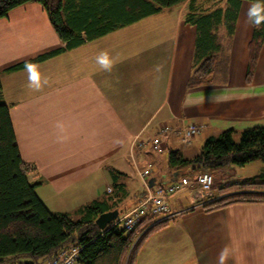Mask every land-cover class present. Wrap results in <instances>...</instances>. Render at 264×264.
<instances>
[{
	"label": "crops",
	"instance_id": "1",
	"mask_svg": "<svg viewBox=\"0 0 264 264\" xmlns=\"http://www.w3.org/2000/svg\"><path fill=\"white\" fill-rule=\"evenodd\" d=\"M191 4L120 25L93 40L82 33L83 45L73 50L38 4L24 5L0 20L3 101L10 108L21 158L36 168L30 181L39 184L37 195L50 212L77 217L85 206L117 197L116 210L123 216L150 194L203 174L171 172V150L191 160L207 139L224 131L264 128V45L253 81L246 83L254 34L246 14L252 3L242 4L226 79L195 88L188 82L197 29L187 17L199 7ZM59 50L61 54L37 64L42 81L48 80L39 91L27 86L25 69L8 72ZM105 51L117 60L110 72L95 60ZM58 121L63 131L56 127ZM197 124L205 130L184 147L180 130ZM166 129L172 131L163 134ZM157 137L160 153L153 147ZM141 173H147L145 178ZM215 175L212 192L194 186L168 198L169 209L182 214L145 240L135 264H219L225 249L224 264H264V204L206 213L202 205L245 180L233 167Z\"/></svg>",
	"mask_w": 264,
	"mask_h": 264
},
{
	"label": "trees",
	"instance_id": "2",
	"mask_svg": "<svg viewBox=\"0 0 264 264\" xmlns=\"http://www.w3.org/2000/svg\"><path fill=\"white\" fill-rule=\"evenodd\" d=\"M187 2L194 6V0H0V20L24 5L38 4L67 49L73 50L83 45L82 33H86L88 40H93L120 25ZM244 2L253 4L256 0H224L217 2L218 6L199 7L188 15V23L197 29L189 88L212 84L219 64L227 66ZM263 45L264 24L259 29L254 28L248 47L247 84L253 81ZM62 51L30 62H45ZM24 65L15 66L8 72L24 70ZM257 161L264 163V128L247 129L239 134L232 129L224 131L217 138L207 139L199 155L191 160L180 151L171 150L168 154L171 172L182 171L185 176L245 167ZM35 172L36 168L21 158L10 108L3 101L0 82V264H46L70 247L80 248L77 264H135L145 240L173 221L169 219L156 224L153 217H148L131 233L111 228L113 224L102 231L96 220L100 215L116 210L119 198L85 206L78 213V220L74 221L69 214L48 210L37 195L39 184L30 181ZM118 188L120 186L115 185V189ZM222 191L226 193L222 198L202 205L206 213L235 204H264V173Z\"/></svg>",
	"mask_w": 264,
	"mask_h": 264
},
{
	"label": "built area",
	"instance_id": "3",
	"mask_svg": "<svg viewBox=\"0 0 264 264\" xmlns=\"http://www.w3.org/2000/svg\"><path fill=\"white\" fill-rule=\"evenodd\" d=\"M205 130L204 125H190L183 127L180 130V142L184 147L191 145L194 137L199 136ZM171 129H166L163 134H168ZM160 134V136H163ZM154 150L157 152H162L160 138H155L153 141ZM147 173H141L142 178H145ZM216 177L211 173H203L197 175L194 179L184 178L181 184L178 186L170 187L167 192L158 191L156 194H150L146 199L141 201L136 208L131 212L118 217V219L113 222L111 228H118L126 231L127 233L133 232L136 227L148 217H160L161 219L157 223L163 221L174 219L178 217L177 214L169 209L167 204L168 198L173 196L185 189L197 186L203 193L207 194L216 189ZM80 258V248L70 247L69 249L60 251L57 255L51 258L46 264H77Z\"/></svg>",
	"mask_w": 264,
	"mask_h": 264
},
{
	"label": "clouds",
	"instance_id": "4",
	"mask_svg": "<svg viewBox=\"0 0 264 264\" xmlns=\"http://www.w3.org/2000/svg\"><path fill=\"white\" fill-rule=\"evenodd\" d=\"M247 23L254 28L259 29L264 24V0H256L251 4L247 11ZM96 63L103 71L110 72L117 63V60L110 57L107 51L101 52L96 58ZM27 72L28 87L32 90L39 91L44 85L48 83L47 78L41 79V74L38 71V65L32 62H26L24 65ZM56 127L61 131L64 130L63 122L58 121ZM60 139H66V137H60ZM227 258V249L222 250L219 256V264H224Z\"/></svg>",
	"mask_w": 264,
	"mask_h": 264
},
{
	"label": "rangeland",
	"instance_id": "5",
	"mask_svg": "<svg viewBox=\"0 0 264 264\" xmlns=\"http://www.w3.org/2000/svg\"><path fill=\"white\" fill-rule=\"evenodd\" d=\"M224 0H194V6H198V7H203V9L205 8H212L213 6H211L212 4H214L215 2H222ZM226 66L224 63L219 64L215 75L213 76V79L215 82L217 81H223L226 79ZM200 140V139H198ZM236 140L239 141V137H236ZM163 159H165L167 161V153L163 154ZM233 170L235 172H237V174L239 175V177H245L244 179H250L256 176H259L261 174L264 173V163L257 161L254 163H250L248 165H246L245 167H233ZM215 174H217V172H214ZM214 173L213 174L215 177L216 175ZM232 173V172H230ZM72 219L74 221H77L78 218L76 216H72ZM161 218L160 217H155L153 219V222H158Z\"/></svg>",
	"mask_w": 264,
	"mask_h": 264
},
{
	"label": "water",
	"instance_id": "6",
	"mask_svg": "<svg viewBox=\"0 0 264 264\" xmlns=\"http://www.w3.org/2000/svg\"><path fill=\"white\" fill-rule=\"evenodd\" d=\"M119 215L120 212L118 210L104 213L96 220V225L99 227V229L105 231L113 222L118 219Z\"/></svg>",
	"mask_w": 264,
	"mask_h": 264
}]
</instances>
